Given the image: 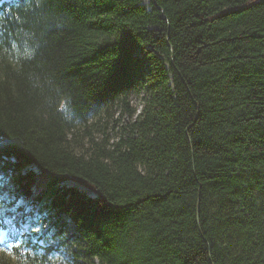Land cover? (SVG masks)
Here are the masks:
<instances>
[{"label": "trees", "instance_id": "trees-1", "mask_svg": "<svg viewBox=\"0 0 264 264\" xmlns=\"http://www.w3.org/2000/svg\"><path fill=\"white\" fill-rule=\"evenodd\" d=\"M29 204L76 264H264V0L1 4L0 264Z\"/></svg>", "mask_w": 264, "mask_h": 264}, {"label": "rangeland", "instance_id": "rangeland-1", "mask_svg": "<svg viewBox=\"0 0 264 264\" xmlns=\"http://www.w3.org/2000/svg\"><path fill=\"white\" fill-rule=\"evenodd\" d=\"M142 3L146 6L149 5V0H142ZM141 95L134 93L131 97V105L136 109V112L138 113L141 109ZM120 114L118 108L113 110V115L106 119L107 122V130L109 129V124H111V120L118 117ZM113 132V131H111ZM26 170L34 172L36 175L39 174L38 168H36L34 165H28L26 167ZM61 186L75 188L79 190L81 193L86 195L87 197H93L94 192L89 189L86 185L77 183L76 181L72 179H66L60 183ZM16 203H19L20 200L15 201ZM33 205H25L24 212L20 213V215L14 219V223L16 224V230L20 231L21 233L27 234L31 236L33 239L38 240L37 236L40 232L45 231L48 233L49 237L44 241H38V244H46V245H53L54 252L49 255V261L48 264H76L71 250L74 249V246L71 247V250L69 248L62 247V245H57L56 237H53V232L51 231V224L57 219V215L54 214L53 211H47L46 209H40V211H34ZM28 214H32L33 219L28 222ZM64 222V236H67L69 234H72L75 232L74 224L71 222V220L64 216L63 219ZM6 230L0 229V242H4L7 239L6 236Z\"/></svg>", "mask_w": 264, "mask_h": 264}]
</instances>
